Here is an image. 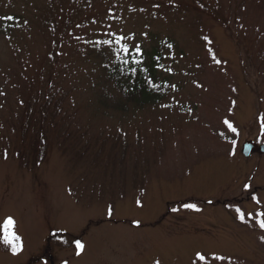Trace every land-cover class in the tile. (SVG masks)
Returning a JSON list of instances; mask_svg holds the SVG:
<instances>
[{
	"label": "rangeland",
	"instance_id": "obj_1",
	"mask_svg": "<svg viewBox=\"0 0 264 264\" xmlns=\"http://www.w3.org/2000/svg\"><path fill=\"white\" fill-rule=\"evenodd\" d=\"M4 1L0 264H264V217L255 215L264 211V154L240 153L247 139L264 142V0ZM158 41L172 43L160 67L161 98L123 117L97 114L91 86L102 60ZM49 85L76 105L85 131L75 149L86 154L66 149L72 131L67 136L57 118L48 130L55 140L47 151L31 147L32 158L41 157L25 165L15 120L23 98ZM109 134L124 138L112 150L123 156L97 151L109 142L90 148L93 137ZM8 217L21 237L15 255L4 242Z\"/></svg>",
	"mask_w": 264,
	"mask_h": 264
},
{
	"label": "trees",
	"instance_id": "obj_2",
	"mask_svg": "<svg viewBox=\"0 0 264 264\" xmlns=\"http://www.w3.org/2000/svg\"><path fill=\"white\" fill-rule=\"evenodd\" d=\"M6 3L7 0L4 1L3 5ZM1 6L0 2V8ZM213 17L218 18L216 15H213ZM221 18L224 19V17ZM171 44L168 41H158L146 48H143L141 44L133 45L127 47V53L123 50L113 59H103L101 75L91 86L96 97V113L103 117H108L112 112H119L121 113L120 117H123L131 109H143L148 106V103L156 102V100L160 99L165 87H163V82L160 78L162 75L159 72L166 51L170 49L168 45ZM119 45L124 46L121 43ZM136 46H139L140 53H137ZM93 54L98 56L95 51ZM163 80L165 81L166 79L164 78ZM101 85H105L106 88H102ZM38 89L36 90L37 96L31 94L23 98V100L25 99V110L15 120V125L17 126L16 136L20 143V148L17 151L18 155L24 157V164L32 165L31 162L34 163L41 157V155H37L33 159L31 147L42 148L47 151V146L55 140L54 136H49L52 131L48 132V130L57 125V118L64 120L62 124H64V128L67 127V136L69 135V129L72 131L70 135L73 137L69 138V142L64 138V143H67L66 149L70 150L71 154H86L85 150L78 151L75 149V145L79 144L77 138H83L78 131L84 129L83 119L80 116L77 117L76 105H70L66 101V95L63 93L58 95L59 90L52 92L50 85L44 91ZM59 114L62 115L59 116ZM29 117L30 119L28 120ZM76 132L78 133L75 136ZM58 136L60 135L56 130V139L59 138ZM120 137V135H117V139L114 140L110 134L105 138L102 135H97L93 137L90 148L96 144V141L99 144L109 142L112 144L110 146L111 149L102 150V148H98L97 151L112 157L123 156V152L116 153L112 151L113 148L125 144L124 138L122 137V140H120ZM69 145H72V148H69ZM133 145H139L140 149L142 148L139 142L137 144L133 143ZM74 156L77 155L75 154ZM138 161L140 163V159ZM146 162L147 159L145 158L144 163ZM136 169L137 165L133 169L134 175L136 174ZM119 185L123 186L122 184ZM161 219L159 218L155 225H158V221Z\"/></svg>",
	"mask_w": 264,
	"mask_h": 264
},
{
	"label": "snow or ice",
	"instance_id": "obj_3",
	"mask_svg": "<svg viewBox=\"0 0 264 264\" xmlns=\"http://www.w3.org/2000/svg\"><path fill=\"white\" fill-rule=\"evenodd\" d=\"M7 19L11 20L13 19V17H7ZM120 39H124V37H120ZM205 39L207 40V38L205 37ZM210 42V41H209ZM105 43H107V41H105ZM169 48L172 47V45H168ZM126 53L128 52V48L127 46H125V48L123 49ZM136 51L137 53H140V48L139 46H136ZM211 51V50H209ZM213 60L215 61L216 64H220L221 61L216 59L215 55H213ZM170 71V70H169ZM173 87H175L173 85ZM261 121H262V124H261V127L262 129H264V117H261L260 118ZM224 125L227 126V129L232 132V133H237V129L233 126L232 123L229 122V120L225 119L223 121ZM232 144L235 145L236 144V141L233 140L232 141ZM232 154L234 155L235 153L232 152ZM244 189L247 190L250 188V185L249 184H245L244 186ZM252 200L255 201V203L257 205L260 204V200L256 197V196H253L252 197ZM140 202L137 201V204H139ZM184 208L186 209H193V210H196V211H199V209L196 208V205L194 204H184L183 205ZM175 211V209H174ZM237 213H238V216H239V219L241 221H244L245 220V213L240 211V209H237L236 210ZM112 212H113V208L111 206L108 207V215L111 216L112 215ZM256 216H259V217H264V211H260V212H257L255 213ZM249 216H252V213H249ZM258 224H259V227L264 230V219H260L258 221ZM15 226V221L13 220V218L11 217H8L6 219V221L4 222V229H5V235H4V242L7 244V245H10L11 246V249H12V252L13 254H17L20 250H22V243H21V237L19 235H17L14 231H9V229H13ZM261 240L264 241V235L261 236ZM75 246H76V249L78 250L77 251V255L80 254V252L83 250L84 248V245L79 241V240H76L75 241ZM197 256L200 260H204L205 257L199 253H197ZM215 259H223V257H215ZM157 264H159V262L157 261Z\"/></svg>",
	"mask_w": 264,
	"mask_h": 264
},
{
	"label": "water",
	"instance_id": "obj_4",
	"mask_svg": "<svg viewBox=\"0 0 264 264\" xmlns=\"http://www.w3.org/2000/svg\"><path fill=\"white\" fill-rule=\"evenodd\" d=\"M263 152L264 151V145L257 146L255 143L251 141H247L243 144L242 153L244 155H249L252 152Z\"/></svg>",
	"mask_w": 264,
	"mask_h": 264
}]
</instances>
